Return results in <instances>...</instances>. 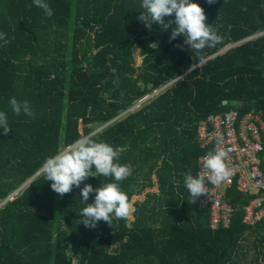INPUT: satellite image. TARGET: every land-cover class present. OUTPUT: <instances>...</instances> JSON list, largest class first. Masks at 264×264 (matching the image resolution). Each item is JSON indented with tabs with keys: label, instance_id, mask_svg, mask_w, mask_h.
Returning a JSON list of instances; mask_svg holds the SVG:
<instances>
[{
	"label": "trees",
	"instance_id": "1",
	"mask_svg": "<svg viewBox=\"0 0 264 264\" xmlns=\"http://www.w3.org/2000/svg\"><path fill=\"white\" fill-rule=\"evenodd\" d=\"M46 2L51 17L33 0H0V111L11 128H0V264H264V219L240 222L255 194L226 187L229 226L211 229L184 186L211 151L197 142L201 119L229 108L264 119V0H195L222 37L198 65L182 35L170 41L171 28L137 19L142 0ZM11 97L34 116L15 115ZM89 134L132 169L118 183L134 211L112 226L85 227L80 188L60 196L37 172Z\"/></svg>",
	"mask_w": 264,
	"mask_h": 264
},
{
	"label": "clouds",
	"instance_id": "2",
	"mask_svg": "<svg viewBox=\"0 0 264 264\" xmlns=\"http://www.w3.org/2000/svg\"><path fill=\"white\" fill-rule=\"evenodd\" d=\"M33 3L43 10L45 16L53 15L46 0H33ZM207 3L214 4L215 0H207ZM141 7L144 11L139 13L137 19L146 28L151 30L153 24L161 26L164 31L171 28L170 41L181 35L184 37V43L195 53L194 65L203 61L200 53L206 47H214L222 39L206 23L205 11L195 0H142ZM5 35L0 33V39H5ZM9 105L15 115L23 113L34 116L27 100L18 101L16 97H11ZM0 128L5 136L11 130L4 111H0ZM222 140V137H217V145ZM120 153V149L98 141L89 134L78 138L65 150L46 158L42 165L45 180L51 181V189L58 195L64 196L74 187L80 188L86 206L82 208L79 216L85 227L95 228L101 221L112 226L114 219H126L134 211L127 194L118 183L132 174V169L127 164L118 162ZM229 153V149L217 147L200 161L201 171L193 175L189 169L184 174V186L192 198V203L200 196L208 194L209 185L219 186L234 175V170L227 163ZM90 176L111 177L114 182L102 183L97 187L86 183L81 188V184ZM92 193H95L94 200L87 203Z\"/></svg>",
	"mask_w": 264,
	"mask_h": 264
},
{
	"label": "built area",
	"instance_id": "3",
	"mask_svg": "<svg viewBox=\"0 0 264 264\" xmlns=\"http://www.w3.org/2000/svg\"><path fill=\"white\" fill-rule=\"evenodd\" d=\"M224 103V102H223ZM222 137L217 145L216 138ZM197 142L211 151L217 147L230 150L228 165L234 175L219 186H208V194L197 199L200 209L208 211L211 229L228 227L233 213L232 205L224 198V189L232 183L235 189L255 194L242 207L240 222L254 226L264 219V119L259 112H238L234 108L210 113L201 119L196 129ZM210 151L196 159V174L201 171L200 161Z\"/></svg>",
	"mask_w": 264,
	"mask_h": 264
},
{
	"label": "water",
	"instance_id": "4",
	"mask_svg": "<svg viewBox=\"0 0 264 264\" xmlns=\"http://www.w3.org/2000/svg\"><path fill=\"white\" fill-rule=\"evenodd\" d=\"M163 87H164V86H163ZM163 87H161V88H163ZM161 88L152 91L151 94H148V95L143 96L141 99L138 100V103H139L140 101L146 99L147 97H150L152 94H156ZM223 102H224V101H223ZM138 103L136 104V106L138 105ZM106 124H107V123H106ZM106 124H104V125H106ZM104 125L100 126L99 128H96V129L93 130L90 134H92L93 132H95V131L101 129ZM40 170H42V168H40L37 172H39ZM37 172H36V173H37ZM36 173H35V174H36ZM3 202H5V200H4Z\"/></svg>",
	"mask_w": 264,
	"mask_h": 264
},
{
	"label": "rangeland",
	"instance_id": "5",
	"mask_svg": "<svg viewBox=\"0 0 264 264\" xmlns=\"http://www.w3.org/2000/svg\"><path fill=\"white\" fill-rule=\"evenodd\" d=\"M133 55H134L135 63H138L139 62V59H140V56H139V54H138V52L136 50H133ZM79 122H81V120H79ZM140 198H141V195L132 196L131 197V200H139Z\"/></svg>",
	"mask_w": 264,
	"mask_h": 264
},
{
	"label": "crops",
	"instance_id": "6",
	"mask_svg": "<svg viewBox=\"0 0 264 264\" xmlns=\"http://www.w3.org/2000/svg\"><path fill=\"white\" fill-rule=\"evenodd\" d=\"M154 190H156V187H154Z\"/></svg>",
	"mask_w": 264,
	"mask_h": 264
}]
</instances>
